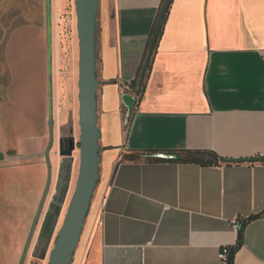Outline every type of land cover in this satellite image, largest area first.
<instances>
[{"label":"crops","instance_id":"1","mask_svg":"<svg viewBox=\"0 0 264 264\" xmlns=\"http://www.w3.org/2000/svg\"><path fill=\"white\" fill-rule=\"evenodd\" d=\"M163 3L98 0L99 180L71 264H222L234 222L254 216L232 264H264V0H171L142 92L126 94L128 114L119 87L138 78ZM67 4L51 0L49 14L47 0H0V156L12 165L0 171L17 208L24 163L34 201L45 187L48 58L54 119L57 16ZM57 132L54 121V143ZM184 152L229 162L140 158Z\"/></svg>","mask_w":264,"mask_h":264},{"label":"rangeland","instance_id":"2","mask_svg":"<svg viewBox=\"0 0 264 264\" xmlns=\"http://www.w3.org/2000/svg\"><path fill=\"white\" fill-rule=\"evenodd\" d=\"M56 76L58 84L54 121L58 126V137L51 151L52 187L24 264H48L78 174V38L73 0L71 5L67 4L65 12L57 16ZM66 144L68 154L64 153ZM69 155L73 159L72 164L65 161ZM24 164L30 167L25 169V189L19 187L20 193L25 195L20 199L18 208L10 196L15 191L13 179L0 171V264H18L39 203L32 199V185L27 181L31 180V163ZM10 166L11 162L0 156V169L5 170ZM61 182L66 183L64 195H59Z\"/></svg>","mask_w":264,"mask_h":264},{"label":"water","instance_id":"3","mask_svg":"<svg viewBox=\"0 0 264 264\" xmlns=\"http://www.w3.org/2000/svg\"><path fill=\"white\" fill-rule=\"evenodd\" d=\"M170 2L171 0H165L160 9L159 17L153 30L147 53L137 79V87H140L143 83L144 75ZM97 5L98 0H75L76 30L78 38L77 101L79 105V165L74 192L66 209L54 246L50 251L48 264H71L89 210L90 202L99 180L100 131L97 125L98 82L96 77ZM47 9L50 14L51 0H47ZM48 65V144L44 153L46 182L18 264H24L26 260L52 185V165L50 155L54 145V119L52 107L53 85L51 53H49ZM123 102L128 109V114H130L134 105V99L129 95H123ZM141 158L176 159L173 156L150 154L141 155Z\"/></svg>","mask_w":264,"mask_h":264},{"label":"trees","instance_id":"4","mask_svg":"<svg viewBox=\"0 0 264 264\" xmlns=\"http://www.w3.org/2000/svg\"><path fill=\"white\" fill-rule=\"evenodd\" d=\"M159 36H160V32L158 34V37ZM158 37H157V39H158ZM137 79L138 78H136L134 80V82L131 84L132 96L134 97V99L137 98V96H139V94L142 92V89H143V85H141L140 87H137ZM150 155H154V154H150ZM166 156H173L176 159H153V158H142V159H144L143 160L144 162L168 161V162H177V163H194V164H198V165H202V166H208V165L212 166V165H218L220 162H229L228 160H224V159L219 158L213 152H184V153L178 154V155L174 154V155H166ZM140 158H141V156H140ZM65 187H66V183L61 182L60 186H59V193H60V194L58 193L59 195H61V193L63 192ZM254 218H256V216L250 217L249 219H247L243 223L241 222V226H240V229L238 231V237H237L236 245L233 248H230V254H229L230 264H232V262H233V256H234L235 251L241 245L242 230H243L244 225L246 224L247 221L254 219Z\"/></svg>","mask_w":264,"mask_h":264},{"label":"built area","instance_id":"5","mask_svg":"<svg viewBox=\"0 0 264 264\" xmlns=\"http://www.w3.org/2000/svg\"><path fill=\"white\" fill-rule=\"evenodd\" d=\"M132 83H122L120 84V93L126 95V94H130L132 95V87H131ZM241 226V221L240 220H236L233 224V228L236 232L239 231ZM229 254H230V248H222L220 251V258L222 260V264H230L229 261Z\"/></svg>","mask_w":264,"mask_h":264}]
</instances>
